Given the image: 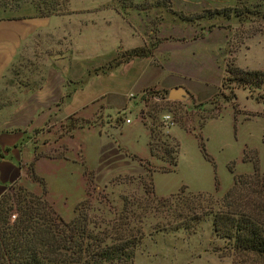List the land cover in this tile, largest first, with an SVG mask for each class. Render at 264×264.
Wrapping results in <instances>:
<instances>
[{
  "label": "rangeland",
  "instance_id": "obj_1",
  "mask_svg": "<svg viewBox=\"0 0 264 264\" xmlns=\"http://www.w3.org/2000/svg\"><path fill=\"white\" fill-rule=\"evenodd\" d=\"M27 4L33 5L30 0H0V15ZM120 4L149 9L150 18L141 25L146 53L162 39L157 37L159 22L194 25L198 32L213 30L211 38L220 49L213 50L210 94L185 104L168 99L166 91L150 88L132 96L116 114L107 113L99 104L94 116L86 120V127H93L79 130L75 136L82 149L76 161L82 164L62 166L45 161L33 176L29 163L27 173L0 199V207H9L7 214L13 219L16 211L11 196L43 197L69 221L80 206L87 230L105 235L101 246L134 242L129 249L132 258L124 264H231L230 246L214 234L207 210L217 209L234 175L252 172L253 160L259 170L264 168V89L249 94L224 80L225 69L231 64L264 69V0H167L162 6H155V0H139ZM214 8L228 9V18L212 15ZM32 66L29 59L12 66L0 83V106L19 100L18 88L26 84ZM164 113L170 114V124L162 122ZM125 119L131 123L126 124ZM75 124L72 118L47 123L42 134L31 136V146L42 145L36 155L66 156L61 139L70 135ZM150 136L163 158L149 154ZM99 142L102 154L98 158ZM175 144L178 149L173 166L165 151L174 150ZM98 159L101 169L97 171ZM149 178L153 195L145 191Z\"/></svg>",
  "mask_w": 264,
  "mask_h": 264
},
{
  "label": "crops",
  "instance_id": "obj_2",
  "mask_svg": "<svg viewBox=\"0 0 264 264\" xmlns=\"http://www.w3.org/2000/svg\"><path fill=\"white\" fill-rule=\"evenodd\" d=\"M120 1L139 0H68L62 12L48 15L27 4L0 15V83L22 61L32 60L34 67L26 84L18 88L19 100L0 106V197L27 173L25 167L31 161L35 174L45 161L82 164L76 161L82 149L75 136L93 127H86V120L99 104L116 114L132 96L150 88L167 94L182 88L188 93V100L180 101L185 104L210 94L213 50L220 49L211 38L213 30L198 32L194 25L162 21L157 24V37L162 39L155 48L124 57L125 51L145 46L141 25L147 23L150 12L145 7L122 6ZM70 118L76 124L61 139L66 156L36 155L42 145L31 146V136L42 134L47 123ZM100 146L101 142L97 155ZM83 172L82 168L84 185Z\"/></svg>",
  "mask_w": 264,
  "mask_h": 264
},
{
  "label": "trees",
  "instance_id": "obj_3",
  "mask_svg": "<svg viewBox=\"0 0 264 264\" xmlns=\"http://www.w3.org/2000/svg\"><path fill=\"white\" fill-rule=\"evenodd\" d=\"M30 1L39 14L43 15L62 12L67 2ZM164 1L167 0H155V6H162ZM212 10V15L225 18H228L230 13L226 8ZM144 54L146 49L142 46L125 51L124 57ZM225 72L227 77L224 80L232 82L235 88L247 90L249 94L254 89H264V69H242L231 64L226 67ZM152 140L153 137L150 136L149 154L163 158V154L155 149ZM199 146L203 156L208 158L203 145ZM177 149L178 144H175L174 150L165 151L173 166L176 164ZM101 154L100 150L98 158ZM29 167L34 176L32 161ZM100 169L101 159H98L97 171ZM146 172H149V169ZM39 179L42 183L43 180ZM217 188L215 181L214 190ZM145 191L153 195L150 178ZM43 192L46 193L45 189ZM208 197L206 200H209ZM11 199L16 211L13 220H10L7 214L9 207H0V264H124L125 260L132 258L129 249L134 242L125 240L119 244L101 246L105 235L87 230L80 206L76 207V214L69 221H64L43 197L30 196L25 199L11 196ZM84 202L88 204L89 200L85 199ZM217 204L216 210L208 208L207 213L212 217L214 234L225 239L230 246L231 264H264V168L259 170L256 160H253L252 172L234 175L231 186ZM85 238L88 241L83 243ZM115 238L119 239L118 236Z\"/></svg>",
  "mask_w": 264,
  "mask_h": 264
},
{
  "label": "water",
  "instance_id": "obj_4",
  "mask_svg": "<svg viewBox=\"0 0 264 264\" xmlns=\"http://www.w3.org/2000/svg\"><path fill=\"white\" fill-rule=\"evenodd\" d=\"M167 98L174 101L186 102L188 100V93L182 88L175 87L169 90Z\"/></svg>",
  "mask_w": 264,
  "mask_h": 264
},
{
  "label": "built area",
  "instance_id": "obj_5",
  "mask_svg": "<svg viewBox=\"0 0 264 264\" xmlns=\"http://www.w3.org/2000/svg\"><path fill=\"white\" fill-rule=\"evenodd\" d=\"M161 120L164 124H170L171 123V117H170V114L168 113H164L161 115ZM125 123H128L129 120L128 119H125L124 120ZM14 219V218H13ZM13 219H10V220H13Z\"/></svg>",
  "mask_w": 264,
  "mask_h": 264
}]
</instances>
